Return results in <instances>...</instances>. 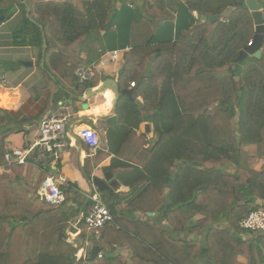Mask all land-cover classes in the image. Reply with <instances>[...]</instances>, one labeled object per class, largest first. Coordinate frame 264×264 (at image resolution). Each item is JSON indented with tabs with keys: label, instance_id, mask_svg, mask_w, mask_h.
Masks as SVG:
<instances>
[{
	"label": "trees",
	"instance_id": "obj_1",
	"mask_svg": "<svg viewBox=\"0 0 264 264\" xmlns=\"http://www.w3.org/2000/svg\"><path fill=\"white\" fill-rule=\"evenodd\" d=\"M5 1L0 0L4 20L12 6H24L22 0H11L6 8ZM180 1L197 17L174 40L155 41L157 29L174 20ZM233 1L240 0H82L80 6L73 0L36 1L15 29L19 44L42 49L46 44L48 73L55 75L62 67L71 74L91 31L111 30L112 18L125 5L139 14L130 23V48L117 81L121 89L139 82L128 99L150 113L149 121L169 127L149 149L152 162L143 165L145 182L129 192L134 196L143 187L129 211L159 212L166 221L158 234L154 228L158 243L133 235L163 264H264V233L241 226L247 213L264 209V61L235 62L255 31L245 5L227 12ZM215 14L218 20L201 19ZM138 96L141 109L134 102ZM122 97L127 98L120 95L118 106ZM156 154L161 162H154ZM258 158L263 163L256 169ZM25 167L31 166L13 164L10 173L0 174V264H71L66 216L40 199L39 184L31 187L22 180ZM193 216L195 226L187 227ZM79 223L81 236L99 241L85 219ZM247 233L250 238L244 237ZM174 247L183 257L179 261ZM239 255L245 263L237 260ZM99 261L86 254L76 264Z\"/></svg>",
	"mask_w": 264,
	"mask_h": 264
},
{
	"label": "crops",
	"instance_id": "obj_2",
	"mask_svg": "<svg viewBox=\"0 0 264 264\" xmlns=\"http://www.w3.org/2000/svg\"><path fill=\"white\" fill-rule=\"evenodd\" d=\"M36 1L46 0H22L24 6H12L10 16L0 22V174L11 172L8 169L9 166L5 164V152L32 143L39 135L38 126L41 119L61 109L60 102H63L68 106L69 118L65 128L66 136L72 140V145L68 147L57 166L44 165L42 169L33 166L27 169L25 167L22 180L31 187L36 184L40 186L42 178L48 171L59 172L66 177L70 189L76 190L75 193L70 192L68 195L63 192V202L58 206L68 223L66 242L74 248L73 241L75 239L81 241L76 263L81 257L86 258V254L94 258L90 256V250L92 246L97 245L101 247V251L95 257L100 260V264H163L157 256L151 255L140 247L134 241L133 235L137 233L146 240L158 243L159 236L156 237L154 228L158 234V230L167 228L166 221L159 219V212H150L152 215H148L149 212L131 213L130 202L143 187L134 196H129V192L145 182L147 174L143 165L146 164L149 167L152 162L149 149L158 140L159 133L168 128L169 124L149 121L150 113L140 112L128 97L120 98L118 106L121 94L112 113L113 93L110 89L98 92L89 98L84 97L96 91L105 79L118 80L125 62V54L130 48V23L136 21L139 14L130 4L125 5L112 18L111 30L91 31L81 47L79 64L91 67L94 77L78 85L73 70L70 74L60 67L55 75L45 70L44 46L42 49L38 45L17 43L14 37L15 29L22 23L24 14ZM73 1L79 6L82 2V0ZM257 1L264 15V0ZM11 2L6 0L3 5L8 8ZM194 17L197 15L190 14L184 2L180 1L174 20L157 29L155 41L174 40L181 30L192 25ZM113 50L118 51L115 61L109 58V53ZM246 58L264 61V37L260 46V57L247 55L239 62L235 59V62L241 64ZM136 87L137 83L133 87L129 85L126 88ZM119 89H121L120 86ZM88 90L91 92L87 93ZM135 99H139L142 103V107L135 103L138 108H143L142 97L138 96ZM84 116H90L87 119L98 131L100 137V148L93 157L87 156V147L76 134L79 125L84 124ZM260 160V164L255 163L256 169H259L263 163V159L260 158ZM154 162H161V158L155 157ZM105 173H111V180L118 183L113 187L112 195H106L104 192L109 204L114 203V206H111L113 221L99 229V232L95 234L99 241L94 243L89 237L80 235L82 223L79 222L85 219L89 210L87 191L93 188L85 175L87 174L89 178H103ZM81 199L83 202L80 204ZM111 207H109L110 210ZM147 216L155 220L146 223ZM135 218L139 221L134 220ZM195 224V216H193L187 221L186 226L193 227ZM216 225L225 226L226 224L219 222ZM179 235L183 236L184 233ZM194 235L195 233H192L189 236L194 237ZM244 237L250 238L251 233L245 234ZM174 248V257L179 261L181 255L177 254V249ZM171 254L173 255V252ZM11 255L15 257V251H12ZM187 256L188 261L189 252ZM237 260L241 263L246 262V258L242 255H239Z\"/></svg>",
	"mask_w": 264,
	"mask_h": 264
},
{
	"label": "built area",
	"instance_id": "obj_3",
	"mask_svg": "<svg viewBox=\"0 0 264 264\" xmlns=\"http://www.w3.org/2000/svg\"><path fill=\"white\" fill-rule=\"evenodd\" d=\"M251 44L250 40L248 45ZM117 57V50L109 53L111 61H115ZM73 73L80 83L90 81L94 77L93 69L84 64H78L73 69ZM134 85V82L130 83V87ZM60 104L62 105L61 109L53 111L41 119L38 126L39 135L32 143L5 152L4 158L7 167L17 164L42 169L44 165L57 166L62 161L64 153L72 145V140L66 136L65 126L69 116L64 103L60 102ZM76 134L87 147V156L93 157L100 148L98 131L90 125L80 124ZM68 187L69 183L63 174L48 171L41 180L38 195L43 201L60 206L64 197L63 189ZM87 199L90 207L85 216V223L89 230H94L97 234L100 228L113 221V216L101 194L95 188H92L87 194ZM241 226L251 232L264 233V209L259 208L247 213L241 220Z\"/></svg>",
	"mask_w": 264,
	"mask_h": 264
},
{
	"label": "water",
	"instance_id": "obj_4",
	"mask_svg": "<svg viewBox=\"0 0 264 264\" xmlns=\"http://www.w3.org/2000/svg\"><path fill=\"white\" fill-rule=\"evenodd\" d=\"M245 5L252 16L253 23H254V35L251 39L252 44L247 45L245 48H243L239 56L237 57L236 61L239 62L241 61L245 56L247 55H253L254 57L258 58L260 57V46L263 40V34H264V15L262 12V9L258 3L257 0H240V1H233L232 4L227 8V12H230L234 7H239ZM5 18L4 15L0 16V21ZM220 18V15L215 14L212 16L207 17L206 15H202L201 19L202 20H218ZM44 48L46 47V44L44 43ZM25 64V63H24ZM31 64V63H30ZM139 82L137 83V85ZM106 89H110L111 92L113 93V99H112V113L114 112L117 101H118V96L121 95H126L129 99H132V91L133 88H124V89H119V84L115 79L112 78H107L105 79L101 85L96 89V91L91 92V90H88L87 93L91 92L90 95H85L84 97L89 98L91 95L93 96L94 94L98 92H103ZM135 103L139 106L142 107V103L139 99H134ZM90 116H84V119H87ZM92 117V116H91ZM86 179L89 180V182L92 184L93 188L105 192L106 195H112L113 194V187L117 186V182L114 180H111L112 174L111 173H105L103 178L99 177H92L89 178L87 174L85 175ZM87 202V200H86ZM81 213V212H80ZM148 215H152V213H148ZM75 247L71 250L70 256H71V264H76L77 261V252L81 249V241L78 239H75L73 241ZM101 251V247L94 245L91 247L90 250V256L95 257L98 255V253Z\"/></svg>",
	"mask_w": 264,
	"mask_h": 264
},
{
	"label": "rangeland",
	"instance_id": "obj_5",
	"mask_svg": "<svg viewBox=\"0 0 264 264\" xmlns=\"http://www.w3.org/2000/svg\"><path fill=\"white\" fill-rule=\"evenodd\" d=\"M122 98H125V97H122ZM68 105H69V104H68ZM65 107H66V111H68V106L65 105ZM68 113H69V111H68ZM83 123H84V124H87V125H90V126L93 127V125H91V123H90V121H89L88 119H85V120L83 121ZM260 163H261V160H260V158H258V159L256 160V164L258 165V164H260ZM96 190H97V189H96ZM97 191L101 194V196H102L104 202L106 203V205H107L108 207H110L111 204H109V202L107 201V198L105 197L104 192H103V191H99V190H97ZM63 192H64L65 194L68 195L70 192L75 193L76 190H75V189H70V190L63 189ZM89 192H90V189H88L87 193H89ZM88 207H90V203L87 205V208H88ZM87 213H88V212H87ZM91 231H92V230H91ZM89 232H90V230H89Z\"/></svg>",
	"mask_w": 264,
	"mask_h": 264
}]
</instances>
